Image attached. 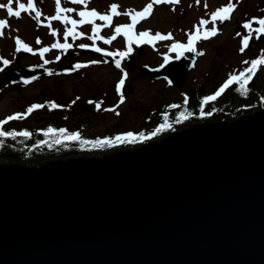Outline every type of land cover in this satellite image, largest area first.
<instances>
[{"label":"water","instance_id":"1","mask_svg":"<svg viewBox=\"0 0 264 264\" xmlns=\"http://www.w3.org/2000/svg\"><path fill=\"white\" fill-rule=\"evenodd\" d=\"M199 53L141 72L182 87ZM96 54L136 65L134 51ZM52 71L10 68L6 79ZM0 264H264V107L138 145L0 160Z\"/></svg>","mask_w":264,"mask_h":264},{"label":"rangeland","instance_id":"2","mask_svg":"<svg viewBox=\"0 0 264 264\" xmlns=\"http://www.w3.org/2000/svg\"><path fill=\"white\" fill-rule=\"evenodd\" d=\"M7 2L8 0H0V3L6 4ZM21 2L27 4V0H13V9L17 10L18 3ZM150 2L151 0H89L85 6L72 3L71 0H61V6L75 9L72 13L64 15L79 20L81 18L78 13L81 10L95 9L101 14H108L110 5L117 4L121 15L113 16L110 27L104 26L106 25L105 21L95 19V24L102 26L99 35L107 39L115 34L116 26L131 23V17L124 13L129 10L142 11ZM228 2L229 0H199L197 3V0H179V3L154 4L152 14L146 19L140 20L136 25V35L138 36L141 31L148 30L152 35L157 32L161 34L171 32L174 39L155 40L152 44L145 42L139 45L133 42L132 48L136 64L133 70L128 69L125 64H121L117 68L114 62L106 61L94 50L95 47H100L108 52L127 51V37L122 33L111 44H105L104 40L88 38L93 35L91 29L94 25H77L76 32H84L85 35L82 37L79 35L69 36L67 40L64 39L63 33L67 28L72 27L70 23L66 25L61 21L54 20L51 21L52 27H47V18L56 13L55 0H35L36 7L42 13L39 20L34 19L35 14L29 12H22L21 17H8L6 10L0 9V19H7L9 24L4 29L5 35L0 37V57L10 61L8 65H4L0 61V118L8 113L17 112L26 104L29 108L33 104H43L46 98L61 101V96H64L66 99L64 102L70 100L66 108L72 105L76 107V116H72L71 122L83 116L89 119V126L85 132L105 133L109 130L116 135H123L129 131L137 133L144 123L148 124L147 126L152 128L151 130L155 129L154 117L158 116L159 119L161 116H166L171 108L187 110L195 107L194 109L197 110V108L217 106L221 101L220 98L224 97L226 93L223 92L220 98L217 97L215 100L205 103L208 93L212 95L217 92L230 78L227 77L228 74L240 73L243 61H248L253 56L259 55L258 46L260 43L255 41L257 35L255 32L252 33V38L245 51L241 52L240 48L243 46V38L249 32V29H245L243 24L254 17H260L262 0H231L236 6L231 14V19L225 23L217 19L214 24L209 23L206 26L209 29L213 26L217 27L218 33L207 40L194 41V48L196 51L203 52V55L198 57L182 87L172 84L164 77L154 79L150 75H144L141 72V67L142 65L151 67L165 65L168 61L175 60L182 52L191 56L194 51L177 49L173 52L171 45L176 42L187 44L189 33L195 32L194 26L198 25L201 19L210 21L212 13L218 8L226 6ZM205 3L208 5L207 8L204 7ZM252 27L258 28L259 25H252ZM54 30H56L55 35L53 34ZM203 31L202 27L201 33ZM17 36L32 47L31 54L19 58L16 56L18 45L15 42V37ZM37 38L41 41L40 44L36 43ZM57 42L71 44L72 47L67 50L51 48V45ZM80 44L89 45L90 47L87 48H91L93 52H86V48L79 47ZM44 47H48L50 50L41 56L40 49ZM65 52L74 53V56L68 59ZM57 56L60 57L59 60L56 59ZM116 56L119 57V55ZM165 56H167V61ZM45 60L49 63L45 64ZM92 61H100V63H91ZM78 63L84 66L75 68ZM38 64H45L53 68L52 74H46L29 83L19 80L7 81L6 73L10 68L20 69L24 66ZM259 71L260 65L256 72ZM124 73H127L126 77ZM121 79H124V83L133 85V92L129 97H124L120 92L119 81ZM230 87L231 85L228 90ZM121 101L123 102L121 103ZM235 103L239 102L236 100ZM172 105L177 107H171ZM92 107H95L94 112ZM59 109L62 110L64 107H59ZM47 111L49 110L46 108L35 109L31 115L38 113L30 120V123L33 125L42 124L44 121L40 116H46L44 112ZM49 112L51 113H47L55 115L53 108ZM185 113L187 114V112ZM238 113L241 112L238 111ZM216 115V113H211L208 115L211 119L206 120H217ZM189 116L191 119L196 118L195 114ZM157 128L159 129V127Z\"/></svg>","mask_w":264,"mask_h":264},{"label":"snow or ice","instance_id":"3","mask_svg":"<svg viewBox=\"0 0 264 264\" xmlns=\"http://www.w3.org/2000/svg\"><path fill=\"white\" fill-rule=\"evenodd\" d=\"M72 3L75 4H80V5H87V3L89 2V0H71ZM162 3H179V0H151L150 3H147V5L143 8L142 11L139 12H135L134 10H129L126 13H124V15L130 16L131 17V23L130 24H120L118 26L115 27V34L112 35L110 38L105 39V37L100 36L99 32L101 29V25L99 24H95V19L98 18L101 21H105L106 25L104 26H111L112 25V21H113V16H119L121 15V13L118 11L119 6L117 4H111L110 5V12L108 14H101L99 12H97L95 9L92 10H81L79 11L78 15L81 19L77 20V19H73L70 18L67 15H64L65 13H72L73 11H75V9L73 8H65L61 6V0H55V5H56V13L55 15H52L50 17H48V24L46 25L47 27L51 28V21H61L64 24H71L72 27L67 28V30L63 33L64 35V39L67 40V38L69 36H73L76 37L77 35L79 36H84L85 33L84 32H76V27L77 25H84V24H90V25H94L91 29L93 35L89 36L88 38L91 40H96V39H100V40H104L105 44H111L113 40L117 39V36H119L121 33L127 37V51H119V52H106L104 49L100 48V47H95L94 50L96 52H104L105 55L108 56H116L119 55V57L124 58L126 56H128L130 53H132L133 48H132V44L133 42H135L137 45L142 44V43H150L152 44L153 41L155 40H173L174 37L172 36V33L169 32L167 34H161L159 32L155 33V35L151 34V31H141L139 32L138 36L136 35L135 32V27L136 25L139 23L140 20L142 19H146L148 16H150L152 14V10H153V5L154 4H162ZM197 3H199V0H197ZM13 4V0H8V2L5 3H0V9H5L6 10V14L8 17H21L22 12H29L34 13V19L39 20L40 16L42 15L41 11L36 7V3L35 0H27V4L25 3H18V9L14 10L12 7ZM204 7H208L207 3H205ZM235 4H233L231 2V0H229V2L227 3L226 6L218 8L215 12L212 13L211 16V20H204L201 19L198 25H195V32L194 33H189V39L187 44H181L179 42L173 43L171 45V50L173 52L177 51V49H186L188 51H196V49L194 48L193 44L194 41L199 40V39H204L207 40L210 37L216 36L218 33V28L213 26L210 29L207 28L206 26L209 23L214 24L215 21H217V19H219L221 22L226 21L231 19V14L235 9ZM42 23V22H41ZM253 23H257L259 25L258 28H253L252 25ZM8 20L7 19H0V37L5 35L4 29L6 27H8ZM204 28L203 33H201V28ZM243 27L245 29H249L248 35L245 36L242 40V47L240 48L241 52H244L245 49L248 47L249 44V40L252 38V33L255 32L257 34V38H259L260 34H264V18H252L249 21H246L243 24ZM53 34H56V30L53 31ZM237 35H240V33H237ZM15 42L18 45V47L16 48V51L19 52L21 50L23 51H27V52H32L33 49L32 47H30L28 44L24 43L19 36L15 37ZM37 44H40L41 41L39 40V38H37L36 40ZM154 46V44H153ZM72 45L71 44H61L59 42L54 43L51 45V48H60V49H65L67 50L68 48H71ZM80 48H87L90 47L87 44H80L79 45ZM50 49L48 47H44L42 49H40V55L43 56V54L45 52H48ZM200 55H203V52L199 53ZM262 55H264V51H262ZM57 60L60 59L59 56H57L56 58ZM165 60L167 61V56H165ZM0 61L3 62L4 65H8L10 63V61L8 59H5L3 57H0ZM45 64L49 63V61L45 60L44 61ZM91 63H100V61H92ZM244 64L248 65L250 63V66L245 68L243 71H241L239 73V75H230V78L224 83V85L214 94L211 96H207L205 97V103L207 101H211V100H215L218 96H220L225 89H227L229 87V85L233 84L234 82L237 81H241V79L243 78L242 82L240 83V88L244 89L245 86L249 83L250 80H252L253 76L256 74L257 68L259 65H264V58H260V59H254L251 62L245 60L243 61ZM115 65L117 68L120 67L121 65V61L120 59H117L115 61ZM84 65L82 64H76L75 68H81ZM52 73L49 72V75H51ZM124 76H127V73H124ZM28 81H25V83H27ZM124 85V79H121L119 81V87H123ZM79 99V98H77ZM123 101H121L122 103ZM73 103H75V101H73ZM91 103V101H90ZM45 105L44 104H33L31 105L25 113H16L14 115L8 116L5 120H0V126L7 124L8 121L11 120H15V119H21L26 117L27 115H30L35 109H41L44 108ZM52 108H59L62 107L61 105L55 104L54 102L51 104ZM171 107H177L176 105H172ZM97 108H99V105H97ZM118 114V113H117ZM210 114V113H209ZM163 127V126H161ZM49 133H52L54 131H56L53 128H49L47 130ZM61 132H65V129H60ZM160 131V129H157V132ZM155 133H153L154 135ZM15 135H22V136H30L31 133L24 131L22 133H14V132H7V131H0V137H6V136H15ZM79 136L78 134H73L71 136H66L65 139L66 140H75L78 139ZM143 139V137H141ZM134 139V134L129 132L123 135H118L115 137V141L116 142H132V140ZM113 141L112 140H103V141H98V143H100L101 145L104 143H108L111 144ZM0 143H2V141H0ZM57 144L60 143V140L56 141Z\"/></svg>","mask_w":264,"mask_h":264},{"label":"trees","instance_id":"4","mask_svg":"<svg viewBox=\"0 0 264 264\" xmlns=\"http://www.w3.org/2000/svg\"><path fill=\"white\" fill-rule=\"evenodd\" d=\"M258 53L259 55L253 56L252 60L260 58V51H258ZM228 73H230V71H228ZM55 94L57 95V93ZM64 101H66L64 96H61V101L46 98L43 104L45 105L44 108L47 110L51 111V104L53 102L55 104L62 105L64 109L58 110V108H53L55 111L54 116L52 114H48L51 113L49 111H47L48 113L44 112L46 116H40V118L44 121L40 125H33L30 123V120L35 117L36 113H38L36 112L33 114L34 116L30 114L21 119L8 121L7 124L0 126V131L14 133L27 131L31 133V135L27 137L22 135L0 137V141H2V143H0V160H17L36 163L46 158L63 157L83 153H98L111 150L118 146L138 145L146 139L166 134L172 130V128H179L196 120H205L209 113H215V106H207L203 109L197 108V110L194 109L195 107L191 109L186 108L187 110H174V108H171L167 114L162 112L163 114H166V116H161L159 119L158 116L154 117L153 121H155V129L151 130L152 128L148 127V124L144 123L137 133H133L134 139L132 142L121 143L115 141V137L118 135L109 130L105 133L85 132L86 128L89 126V119L85 116L78 117L76 120L71 122V120H73L72 116H76V107L72 105L66 108L70 100L68 102ZM94 108L92 107L93 112ZM27 109L28 107L26 104L23 108L18 109L17 112L8 113L6 116L1 117L0 120H5L8 116L16 113H25ZM185 112H187V114ZM39 114L41 113L39 112ZM190 114H195L196 118L191 119L189 116ZM157 127L160 129L158 132ZM49 128H53L56 131L49 133L47 131ZM60 129H65L66 131L61 132ZM129 132L132 133V131ZM153 133L155 134L153 135ZM73 134H78L79 138L75 140L65 139L66 136H71ZM141 137H143V139ZM106 139L112 140L113 142L111 144L104 143L102 145L98 143V141ZM57 140H60L59 144L56 143Z\"/></svg>","mask_w":264,"mask_h":264},{"label":"flooded vegetation","instance_id":"5","mask_svg":"<svg viewBox=\"0 0 264 264\" xmlns=\"http://www.w3.org/2000/svg\"><path fill=\"white\" fill-rule=\"evenodd\" d=\"M261 6L262 12L259 18H264V0H262ZM253 25L258 24L253 23ZM255 38V41L260 43L258 46V49L260 51V58H264V55H262V51H264V34H260L259 38H257L256 35ZM249 66L250 63L248 65L242 64L240 70L243 71ZM237 74L239 75V73ZM242 80L243 78L241 79V81H237L231 84V87L229 89L232 90L231 92L228 90V88L225 89L224 93H226V95L224 97L220 98L221 95L218 96V98H220L222 101H220L214 109V112L217 114L215 117L218 120L234 118L239 115L238 111L244 113L264 107V65H260V71L258 73L256 72L252 80L249 81L244 89L240 88V83L242 82ZM236 100L239 102L238 104L235 103ZM206 119L211 118L207 117Z\"/></svg>","mask_w":264,"mask_h":264}]
</instances>
